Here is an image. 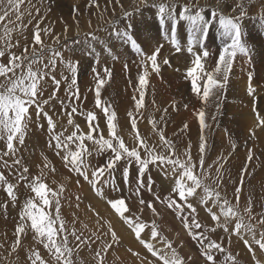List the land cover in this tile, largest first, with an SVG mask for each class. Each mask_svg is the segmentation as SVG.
Wrapping results in <instances>:
<instances>
[{
	"label": "snow or ice",
	"instance_id": "snow-or-ice-1",
	"mask_svg": "<svg viewBox=\"0 0 264 264\" xmlns=\"http://www.w3.org/2000/svg\"><path fill=\"white\" fill-rule=\"evenodd\" d=\"M23 3L24 0H0V22L7 20L9 24L14 23L10 19L11 16H15V21H22L24 18V13L21 11ZM96 6L99 7V4ZM247 6L257 7L252 4L251 0H239V2L237 0H214L212 4L203 5L199 0L195 2L189 0L184 4L178 3V0H152L151 4L149 0H140L139 4H136L133 0L131 11L124 9L121 4L122 15L107 23L111 26V36L123 40L139 56L138 66L142 70L138 75V82L132 97L136 112L145 108V97L149 91L151 74H159L161 71L159 54L162 45L157 46L150 54L143 50L141 43L131 32L134 15L139 14L146 7L154 9L162 34L165 38H170L177 53L182 50L177 35L179 25L181 22L187 25L186 51L190 54L191 60L190 66L184 71V79L190 82L191 91L202 100L205 106L210 98L213 99L216 110L219 112L238 55L251 60V48L243 38L245 25L242 21L249 14ZM178 8L179 12H177ZM259 9L260 26L264 28V0H260ZM36 11L38 13L39 9ZM206 12L208 16L205 15ZM29 15H31L30 12ZM213 25L216 26L222 46L215 61V67L208 71L206 60L211 53L205 44ZM14 31H16L14 27L4 26L3 34L0 35V57H5L7 54V62H0V78H2L0 79V141L4 143V148L0 149V165L4 169L11 170L9 176L15 174L14 183L4 171H0V187L4 188L9 198L0 202V211L7 217L9 204L12 208H16L19 200L18 185L21 181H26L25 188L30 190L31 194L25 198L18 212V222L14 226V240L10 245L11 252L15 253L21 248L22 237L27 236L29 229L33 232V240L43 246L55 264H82L79 259L81 246L87 248L98 241L102 247L93 249L95 264H105L107 252L114 244L120 243L110 223L107 230H104L100 214L93 209L91 204L87 207L89 211L95 212L98 231H93L87 236L78 231L77 218L74 214L71 226H69L61 213V201L66 199L63 195L66 189L63 184L56 185L55 181L51 184L48 182L44 170L49 169L54 173L56 169L46 156L39 174L31 178L29 168L21 164V159L17 156L18 147L25 143L29 126L36 125L44 129L46 124L49 135L48 147L54 148L55 154L61 157L64 167L70 173L75 174L76 184L80 185L81 180L87 183L93 194L105 200L132 231L135 239L148 254L142 258V264H195V262L188 254L182 255L176 242L163 235L156 219L147 222L139 215L132 213L128 206L129 201L123 195L112 199L106 197V189L119 192L115 176L118 165L121 166V181L123 183L134 181L135 193L140 205L139 211L143 212L144 207H147L155 217L160 215L156 203L163 204L170 209L181 221L189 237L198 244V251L204 264H240L239 253H234L232 250V236H236L243 243L252 258V264H264V259L257 256V251L264 254V212L253 216V201L250 195L245 197V207L241 209L240 201L245 188L243 175L233 185V199L229 200L226 195H222L224 189L221 187L222 170L226 158L218 156L205 167L208 147L207 137L203 133L208 124L204 108L197 112L201 134L196 145V160L192 156L191 142L185 145L183 158H181L176 143L166 136L163 125H166L167 108L163 110L165 115H161L159 120L153 118L150 121L151 130L158 137L155 143H150L141 134L136 115L129 111L127 115L134 132L132 145L129 146L119 132L115 109L110 103L101 99L102 89L111 80V70L105 66L103 68L105 76H101L96 67L92 68L96 80L95 106L105 118L107 129V136H105L100 128L96 111L85 112L80 110L75 103L80 100L79 61L74 63L69 61L67 64L71 80L67 90L69 102L65 103L57 96L61 80L52 75L57 60L64 61L63 53L55 47L45 49L42 39V32L50 33L51 30L41 29L37 22L31 49L25 45L19 55L11 51L20 46L19 40L13 43L12 33ZM88 35H91L93 41L98 39L94 33ZM59 39L60 37L57 36L56 42ZM37 46H39V51ZM197 46L199 51L196 50ZM45 50L50 53V57L47 63H42ZM89 51L95 55L93 49ZM108 51L111 54V49ZM112 58L118 59L115 55ZM169 63L167 59L163 60V64L168 65ZM94 64H99V56H96ZM124 67L127 69V64ZM48 77H51L55 88L47 98H43L44 83ZM63 79L67 81L69 78L63 77ZM252 81L253 74L249 72L247 85L249 95L256 92ZM53 102L60 105L61 115L67 116L68 124L74 125V130L68 135H65L64 131H57V120L54 118L55 103ZM184 107L187 108L188 105L185 104ZM76 115L86 117L87 132L82 131L79 124H75L73 117ZM215 118V116L212 117V119ZM257 119L260 125H264V117H261L259 113H257ZM41 120L45 123H40ZM187 127L188 125L185 124L184 129ZM86 141L91 143L92 150H89V144ZM158 148L161 150L158 151ZM93 152L96 155L106 154V159L104 163L89 171L87 159L93 156ZM248 160H252L251 152H249ZM134 165L136 166L135 176L132 174ZM152 168H156L169 178L167 194L163 197L160 193L153 192L155 180L151 175ZM213 168L215 169L214 175ZM246 171L247 169L242 170V172ZM142 190L153 192V199L145 201L140 195ZM197 196L199 204L204 206L211 221L214 222L213 226H206L197 219V207L190 202V198ZM80 200L81 197L76 195L75 207L77 209L80 207ZM261 207L264 208V204H261ZM257 225H259V230ZM218 230L225 235H219ZM105 238L110 239V242ZM157 243L162 247H157ZM128 251L134 257H140L139 252H134L131 248ZM149 255L151 260L148 259ZM26 259L28 264H50V260L41 254L39 248H29ZM17 260H19L18 256Z\"/></svg>",
	"mask_w": 264,
	"mask_h": 264
},
{
	"label": "rangeland",
	"instance_id": "rangeland-1",
	"mask_svg": "<svg viewBox=\"0 0 264 264\" xmlns=\"http://www.w3.org/2000/svg\"><path fill=\"white\" fill-rule=\"evenodd\" d=\"M72 1L74 3H72ZM194 1L195 0H192V2ZM139 2L140 0H135L136 4H139ZM151 2L152 0H149V4H151ZM253 2L256 3L255 5L257 7L249 8V13H253L255 9L259 8L260 0H253ZM96 4H99V7H97ZM121 4L124 6V9L131 11L133 7V0H119V2H117V0H95V3H93V0H24V3L21 6V11L24 13L23 20L15 21V16H11L10 19L14 21V23L9 24L7 20L4 22H0V35L3 34L4 26L14 27L16 29V31L12 33L13 43H15L16 40H19L20 46L13 48L11 51H14L19 55L25 45H27L29 49H31L34 28L37 22H39L41 29L49 28L51 30L50 33L42 32V39L44 41L45 49L49 47H55L62 51L64 56L63 62L57 60L56 68L52 73V75H55L56 79L61 80V86L59 91L57 92V96L61 100H64L65 103L69 102L67 90L68 83H70L71 80V73L67 67V64L69 61H72L73 63L75 61H79L78 86L80 91V100L75 101V103L78 105L80 110H83L85 112L96 111L100 128L104 131L105 136H107L105 118L103 117L102 112L96 109L95 106L94 89L96 80L94 78L95 74L93 73L92 68L96 67L97 71L100 72L101 76H105L103 68L107 66L112 72V77L111 80L102 89L101 99L110 103L112 108L115 109L117 113L119 132L121 135H123L125 142L129 144V146L132 145L134 132L130 127V118L127 115L128 112L132 111L136 115L138 120V127L141 131V134L145 136V138H147L150 143V140H153L155 143L158 140V137L152 132L150 121L154 117L159 120L161 115H165L163 110L167 108L166 125H163L165 132H167L168 134L166 136L171 138L173 142L176 143L178 154L181 155V158H183L182 154L184 152L185 145L191 142L193 147L192 150H196V152L192 151V156L193 159L196 160V145L198 143V139L201 132H199V134L193 137L192 139L189 138L185 143L181 140L180 135H178L177 132L174 131L173 126L168 124L169 122L173 123V121L180 116L181 113L179 109L185 104H187L188 107H193L194 109H196V106H198L199 110L201 108H204L206 114L213 112V110L216 111L217 114H214L216 118L213 119L214 125L212 129L210 131L209 129H204L203 133L207 137L208 151L205 160V167H207L208 164H211L213 162L210 159L212 158L214 153V160H216L218 156H221V150L217 149V147L219 146V140L217 136L220 133H223L225 138L239 141V143L241 142V138H239L237 130L234 131V129H237L239 127V129L243 131V128L240 126L239 122H236L235 120L241 115L242 111H235V113H233V116H231V112H228L230 111V109L226 107L223 102L230 95L228 94L229 89L233 88L230 79L228 87L226 89L227 97H224V100L221 101L219 112H217L216 107H213L215 106V102L211 98L208 101L207 106H205L202 100L191 91L190 82L186 81L183 75L185 69L190 66L191 60V56H185L188 53L186 51L187 46L184 45V43L186 42L185 39L187 38V25L184 22H181V24L179 25L177 33L178 39L179 41H182L184 43L180 42L181 48L183 49L181 50V52L177 53L170 42V38H165L162 34V31L158 24V19L155 10L150 7H146L142 10V12L134 15L132 20L131 32L134 37L141 43L143 50L148 54H150L151 51H153L157 46L162 45L159 54L161 71L159 74H151L150 86L148 91V94L149 92H151V95H146L145 97V108L142 109L140 112H136L132 97L133 90L135 89L138 82V75L142 70L138 66L139 56L134 53V51L130 49V46L126 44L123 40H118L114 36H111V26L107 23L108 21L113 20L116 17L122 15ZM36 9H39L38 13ZM179 10L180 9L178 8L177 12H179ZM29 12L31 13V15H29ZM256 14H248V16L245 17L246 19L244 18V20L242 21V24L245 25L243 38L245 39V41L248 42L249 47L252 49L250 53V61L252 62L250 63L251 65L248 72H258L259 74H261L262 71L259 66H261L262 68V64L264 63V54H256V56L254 55L255 53L264 51V48H262L264 47V28H261L260 26L261 21L258 17V14L260 16V13H258L257 16ZM205 15L208 16L209 14L206 12ZM29 20H31V23H29ZM121 28H123V24H121ZM89 33H94L98 39L93 41L91 35H88ZM57 36L60 37L58 42H56L55 40ZM221 46V39L217 34L216 26L213 25L209 33V38L205 44V47H207V49L211 53V55L206 60V69L208 71H211L215 67V61L218 58ZM90 49L94 50L95 55H93L89 51ZM108 49H111V54L109 53ZM198 49L199 47L197 46L196 50ZM253 49L257 51H254ZM37 50L39 51V46H37ZM113 55L117 56L118 59L114 60L112 58ZM96 56H99L98 65L94 64ZM49 57L50 53L45 50L43 54L42 63H47ZM241 57H243V55H238L236 59L237 62L234 63V66L240 61ZM164 59H167L170 63L168 65L163 64ZM0 62H7V54L5 57H0ZM125 64H127L128 66L127 69H125L124 67ZM177 69H179V71H177ZM63 77H68L69 79L66 81L63 79ZM245 79L246 78L240 80V83L238 82V84L241 85V82H246ZM256 79L257 78H253V80ZM129 81H131V83H129ZM54 88L55 86L52 83L51 77L46 78V82L44 83L43 98H47L49 94L54 90ZM164 88H166V90L168 91H165L168 95H166L165 92H161V90L164 91ZM234 90L236 92H239L237 89ZM256 92L257 93H253L251 95V100L254 101L253 104L250 105L253 106V109L255 110L253 111L252 109V112L256 113V115L258 112L261 116L264 113L262 109V107H264V92L262 93L261 91L257 90ZM155 93L157 94L153 95ZM239 93L241 94V97H243V94L241 92ZM162 96L164 98H161ZM165 96L172 98L171 100L173 101L176 100V103L177 101H179L177 103L178 105L175 104V102L172 103L171 101H169V98H166ZM244 97L245 99L250 98V95L247 91L245 92ZM125 101H127L129 106L125 107V105H123L124 108L122 109L120 105ZM238 101L242 102L243 100L240 98ZM150 106H153L154 109ZM223 106H225L227 112L222 108ZM183 109L185 110L184 107ZM50 114L53 113L50 112ZM54 118L57 120V131H64L65 135H68L71 133V131L74 130V125L68 124L67 116L61 115V107L58 103H55ZM73 119L75 124L80 125L82 131L87 132L88 128L86 117L76 115L73 117ZM40 123L45 122L41 120ZM237 125L238 127H236ZM253 126L255 125H252L251 128H253ZM146 127H148L150 132L146 133ZM46 129V124L44 129L36 125H30L28 129V135L25 139V143L22 146L18 147L17 156L21 159V164L29 168L30 178L31 176H34L33 170L36 171V175L39 174L40 168L43 167L44 157L46 156L48 158V161L51 162V165L54 166L56 169L54 173L51 172L49 169L44 170L48 182L51 184L52 181H55L56 185L63 184L65 186V189L67 187L74 188L76 186L77 189L75 190V195H79L81 197L80 207L77 209L75 207V199L69 198L66 194L68 191H70V189H66L63 194L66 199L61 201V213L66 222H68L69 226H71V221L73 220L74 214L77 218L76 227L78 231L83 232L86 236L90 235L93 231H98V226L96 224L97 217L95 215V212L89 211L87 207V205L89 204L92 205L95 211L99 212L100 220L101 223L104 225L105 231L107 230V226L109 223L111 224L112 229L114 225H123L124 223H122L123 221L120 219V217L114 212V210L110 208V206L106 203L105 200L97 198L93 194V192L89 189L87 183L81 180L80 185L76 184L75 174L70 173L68 169L64 167L61 157L55 154L56 150L54 148L48 147L49 135ZM213 134L215 135L213 136ZM210 135L213 139H209L211 138ZM261 138L262 137H259L261 141L258 139L257 142H255L258 145L262 144L263 150L258 152L259 154L256 153V148L251 147L253 151L255 150L251 154L254 155L256 153V161H258L259 158V164H262L264 162V142ZM86 143L89 144V150H92L93 146L91 145V143L87 141ZM241 143L243 144V142ZM213 146L217 147L214 149ZM3 148L4 143L3 141H0V149ZM159 150L161 149L158 148V151ZM217 152L218 154H216ZM244 153L245 149L242 150L240 158L244 157L245 159H247L248 157H246ZM61 155H63V153ZM105 159L106 154L96 155L95 152H93V156L87 159V163L89 164V171L93 170L99 164L104 163ZM229 162L230 161H226L224 164L225 167H227L228 165L229 167L222 170V172L224 171L223 182L225 183V185H223L222 182L221 187L224 189L222 195H226L229 200H232L233 185L239 181L241 175H243L244 173L241 171V169H239L238 166L230 165ZM9 163L11 164V160H9ZM248 163V159L245 160V162L240 163L241 165H243L242 169H246ZM255 163L257 164V162ZM120 167L121 166L118 165L117 171L115 173L116 183L119 188V192L106 189L105 194L108 199L119 198L120 195H123L124 197L127 196L128 198H130V183H123L121 181ZM0 171H4L5 175L9 176V171L11 170L4 169L2 165H0ZM135 171L136 166L134 165L132 168V174H135ZM246 172L247 174L245 173L243 175L245 188L241 196L240 206L241 209L245 207V196L247 197L250 195L253 201V216H257L260 212H264V208L261 207V204H264V181H262L260 178L261 176L259 175V168L255 169L254 167H252ZM252 172L254 173L252 174ZM154 174H157L159 178L157 181H155V184L153 186V192L160 193L163 197V195L167 194L166 190L169 186V178L165 177L163 173L158 171L156 168H152L151 175L155 176ZM12 176H9V179L15 183V174L13 173ZM256 180L258 181V184H251ZM24 183H26V181H21L18 185V190L21 193H17L19 196V200L16 208H12L11 204H9L7 217H5L4 213L0 211V264H15L16 261H19L17 262V264H28L26 259L27 255H20V251L24 250L23 253H27V250L30 248V246L26 242L25 244H23V241L28 240L30 243V241L32 240L34 243H37L35 240H33V234H30L29 236L31 238L22 237V246L20 249L17 250V252L13 253L10 249V245L14 240V226L18 222V212L23 201L28 196L26 193L29 192V190L25 188ZM159 184L163 189L164 193H162L157 188ZM252 186L255 187V191L251 188ZM153 192L146 191L147 197L150 198V200L153 199ZM8 199L9 198L7 197L4 188L0 187V202H3ZM153 202L156 203L155 201ZM190 202L197 207V219L206 226H213L214 222L211 221L210 216L206 212L204 206L199 204L198 196L190 198ZM134 205L135 207H133ZM128 206L131 212L139 215L141 219L147 222H150L152 220L142 216L141 212L139 211V208H137L140 207L138 198L132 197L131 202ZM156 207L157 211L160 213V215H162V219L166 218L172 226L177 225L179 228L184 229L181 221L165 205L156 203ZM143 211H145L147 214L152 213L151 210L147 207H144ZM68 216H70V219L68 218ZM86 217H88L89 219L85 220ZM90 222L92 224H90ZM158 223L162 224V231L168 229V226L163 224L162 220H159ZM85 225H87V227H84ZM125 227H127L126 224ZM257 227L259 230V225H257ZM27 233L29 234L30 230H27ZM218 234L221 236L225 235L220 230H218ZM163 235L168 236L169 234L165 232ZM213 238H215V235H213ZM92 246H95L96 248L102 247L99 241L96 244L90 245L87 248L81 246V251H83V253L79 252V259H82L83 262L90 261L92 264H95V253L94 251L89 250V248H92ZM37 248L40 249L41 254L45 256L46 259L50 260V264H55V261L47 255L46 250L43 248L42 245H39L37 243ZM192 249L196 250L194 247ZM232 250L234 253H239L238 259L240 261V264H252V258L250 254L247 252V249L245 248L243 243L236 236H232ZM108 252H110V250ZM102 255L105 254L102 253ZM17 256L19 257V260H17ZM197 256L199 259L203 260L199 251L197 252ZM257 256L261 259H264V254L260 253L259 251H257ZM106 262L107 259L105 256V264H107Z\"/></svg>",
	"mask_w": 264,
	"mask_h": 264
},
{
	"label": "bare ground",
	"instance_id": "bare-ground-1",
	"mask_svg": "<svg viewBox=\"0 0 264 264\" xmlns=\"http://www.w3.org/2000/svg\"><path fill=\"white\" fill-rule=\"evenodd\" d=\"M80 1V0H79ZM189 2L188 0H179L178 3H187ZM195 2V1H194ZM200 4H205V3H209V4H212L214 3V0H199ZM237 2H239V0H237ZM252 4H256L255 2H253V0H251ZM72 3H74L72 1ZM78 3V2H77ZM77 5V4H76ZM79 5V4H78ZM82 6V5H81ZM248 9L249 8H252L251 6H247ZM76 8V7H75ZM80 9V8H79ZM151 11V10H150ZM258 14L260 13V9L257 8L255 9V11L253 13H249V14ZM231 14V13H230ZM256 14V16H257ZM253 17V15H252ZM258 17H259V14H258ZM246 19V18H245ZM254 23V22H253ZM261 24V22H260ZM186 42H182L184 43L185 46H187V38L185 39ZM210 41V40H209ZM264 41V40H263ZM259 46V45H258ZM174 48V47H173ZM263 48V47H262ZM183 49V48H182ZM256 49V48H255ZM169 50V49H168ZM199 50V49H198ZM252 50V49H251ZM254 50V49H253ZM254 51H257V50H254ZM175 53V52H174ZM177 54V53H176ZM256 54H260V55H263L264 54V51H260L259 53H255L254 56H256ZM259 55V56H260ZM185 56H190L189 53H187ZM258 60V59H257ZM256 60V61H257ZM237 62V61H236ZM252 61L249 60L248 57H241L240 61L235 64L233 70H232V74L230 76V81L232 83V86L234 89H237L239 92H241L243 94V97H241V94L239 92H236L233 88H230L229 91H228V94H230L228 97H227V93L225 92L224 94V97H227L225 99L224 104L226 105V107H228L230 109V111H228L231 116H233V113H235V111H242L241 115L236 118V122L238 121L240 126L243 128V131H241L238 127V125L236 127H238L237 129H234L237 130L238 134H239V138H241V142H243V144L239 141H236V140H231L229 138H225L224 137V134L223 133H220L219 134V131H218V140H219V146L217 147V149L221 150V156L225 157L226 158V161H230L229 164L230 165H234V166H238L239 169H241V171L244 169H242L243 165H241L240 163H243L245 162V159L244 157H241V154H242V150L245 149V153L244 155H246V157H248L249 155V152H254L253 149L251 147H254L256 148V153L259 154L258 152H260L261 150H263L262 148V144L261 145H258L256 144L255 142H257V140L259 139V137H262V141L264 142V126L263 125H260L259 124V120L257 119V115L256 113H253L252 112V109H253V106H251L250 104H253V101L251 100V95H250V98L248 99H245L244 97V94L245 92L247 91V85H248V70L250 68V63ZM262 63V62H261ZM260 69L262 70L261 66H259ZM256 72V71H255ZM262 75V73H261ZM238 78V79H237ZM243 78H246V82L243 81L241 82L242 84L239 85L238 82L240 80H242ZM240 83V82H239ZM164 91L161 90V92H168L166 90V88L163 89ZM165 92V93H166ZM257 93V92H255ZM157 93L153 94V95H156ZM160 94V93H159ZM264 94V93H263ZM147 95H151V92H149V94ZM166 95H168L166 93ZM166 98H169L167 96H165ZM161 98H164L163 96ZM242 99L243 101L240 102L238 101L239 99ZM160 99V98H159ZM172 98H169V101H171L172 103L175 102L173 100H171ZM174 99V98H173ZM195 99V98H194ZM154 100H157V99H154ZM224 100V99H223ZM263 100V98H262ZM167 101V102H169ZM193 101V100H192ZM213 101V100H211ZM261 101V100H260ZM131 102V101H129ZM179 101H177L178 103ZM157 103V102H156ZM155 103V104H156ZM175 102V104H177ZM213 103V102H212ZM170 104V103H169ZM181 104V103H180ZM129 106V104L127 103V101L121 103V108L123 109L124 106ZM131 105V104H130ZM151 105V104H150ZM160 105V104H159ZM158 105V106H159ZM178 105V104H177ZM154 109L153 106H150ZM184 106H182L179 111H180V116L173 121V123L169 122L168 125H172L173 126V129L174 131L177 132L178 135H180L181 137V140L183 142L186 143V141L189 139V138H193L195 137L196 135L199 134L200 132V126H199V122H198V117H197V112L199 111L198 109V106H196V109H194L193 107H188L187 109L185 108V110L183 109ZM211 107V105H210ZM213 107H216V104L215 106ZM151 108V109H152ZM226 112V108L225 106L222 107ZM213 109V108H212ZM262 109H264V107H262ZM205 110V109H204ZM148 111V110H146ZM145 111V112H146ZM253 111H255L253 109ZM251 112V113H250ZM216 113V111L213 110V112H210L209 114H206V123L208 124V127L206 129H209V131L212 129L213 125H214V120L212 119V117L214 116V114ZM258 113V112H257ZM158 114V113H157ZM217 114V113H216ZM230 116V115H229ZM228 116V117H229ZM261 117H264V113L261 115ZM155 118V117H154ZM227 118V117H226ZM156 119V118H155ZM158 120V119H157ZM226 120V119H225ZM124 124V123H123ZM128 124V123H127ZM187 124L188 127L187 129H184V125ZM147 125V124H146ZM252 125H255L253 126V128H251ZM125 126V125H124ZM149 127V126H148ZM148 127H146V133L150 132V130L148 129ZM215 127V126H214ZM232 127V126H231ZM230 127V129H231ZM233 127H234V124H233ZM128 128V127H127ZM205 129V130H206ZM225 129V128H224ZM183 130V131H182ZM213 131V130H212ZM217 131V130H216ZM225 131V130H224ZM232 131V130H231ZM208 132V131H207ZM215 132V131H214ZM227 132V131H226ZM209 133V132H208ZM235 133V132H234ZM166 135L167 132H165ZM210 134V133H209ZM227 134V133H226ZM225 134V136H226ZM229 134V133H228ZM212 135V133H211ZM210 135V136H211ZM215 134H213L214 136ZM150 136H153V135H150ZM235 136V135H234ZM233 136V137H234ZM249 136V137H248ZM230 137V136H229ZM251 137V139H250ZM209 139H213L212 136L211 138ZM208 139V140H209ZM233 139V138H232ZM236 139V138H235ZM238 139V138H237ZM260 140V139H259ZM151 143H154L153 140H150ZM210 141V140H209ZM261 141V140H260ZM259 141V142H260ZM216 142V141H215ZM212 143V142H211ZM217 143V142H216ZM218 144V143H217ZM216 145V144H215ZM254 145V146H253ZM250 146V147H249ZM214 147V146H213ZM214 147V149L216 148ZM193 148V147H192ZM217 150V151H219ZM193 152H196V150H192ZM244 152V151H243ZM220 153V152H219ZM256 153L253 155L252 157V160L249 161V163L247 164V167L246 169L247 170H250L252 167H254L255 169L256 168H259V175L261 176V180L264 181V162L262 164H259V158H258V161L257 158H256ZM215 154V153H214ZM214 154L212 156V158L210 160L214 161ZM218 154V152L216 153ZM261 156V155H260ZM259 156V157H260ZM262 157V156H261ZM262 159V158H261ZM257 162V164L255 163ZM210 163V162H209ZM261 163V161H260ZM207 164V163H206ZM229 167V165L227 166ZM227 167H225L224 165V169H226ZM252 171V170H251ZM34 172V175H36V171L33 170ZM224 172V171H223ZM234 172V171H232ZM255 172V171H254ZM252 172V174L254 173ZM257 172V171H256ZM236 173V172H235ZM244 174L247 172H243ZM250 173V172H249ZM258 173V172H257ZM215 174V169L213 168V175ZM243 174V175H244ZM155 176H152L153 179L155 181L158 180L159 176L157 174H154ZM133 176H135V174H133ZM233 176V175H231ZM242 176V175H241ZM239 177V176H238ZM13 178V176H12ZM252 180V179H251ZM258 181H254L252 182L251 184H255L257 183ZM130 193H129V197L128 198L127 196H125L126 200L129 201V203L131 202V199L132 197H135L137 198V195L135 193V187L133 186V181H130ZM25 184V183H24ZM236 184V183H235ZM258 184V183H257ZM223 185H225V183L223 182ZM21 186V185H20ZM230 186V185H229ZM162 193L163 192V189L161 188L160 184L158 185L157 187ZM252 189H254L255 191V187L252 186L251 187ZM66 189H70V191H68L66 194L68 195L69 198L71 199H75V190L77 189L76 186L74 188H66ZM90 189V187H89ZM226 189V188H225ZM91 190V189H90ZM261 190V189H260ZM19 193H21L19 190H18ZM29 193V194H28ZM26 193L27 195H30V190L29 192ZM140 195L143 197V199L145 201H149L150 198L147 197V193L146 191H142L140 193ZM19 197V196H18ZM22 197V196H21ZM246 197V196H245ZM256 204H257V201H256ZM135 207V205L133 206ZM137 208H140V207H137ZM142 216H144L145 218H148V219H156L157 223L159 222V220H162V223L167 225L168 226V229L164 230L163 231V234L165 232H167L169 235L167 236L169 239L173 240L174 242H176V245L178 246V250L181 252V254H188L189 256H191L192 260L195 262V264H204V260H201L198 258L197 256V252H198V245L196 243V241L192 240L187 231L182 229V228H179L177 225H171L169 223V221L164 218L162 219V215H159V216H153V213H149L147 214L145 211L141 212ZM70 216H68L69 218ZM70 219V218H69ZM89 218L86 217L85 220H88ZM123 223V222H122ZM90 224H92L90 222ZM159 224V223H158ZM124 225V226H123ZM119 224V225H114L113 226V229L112 230H116V234L120 240V243H117V244H114L112 249L110 250V252H108L105 256H106V259H107V264H142V258L145 257L146 255H148L146 253V251L144 250V248L142 247V245L139 244V242L135 239L134 237V234L132 233V231L125 227V224ZM160 227H162V224H159ZM30 230V229H29ZM30 234H33V232L30 230V233L28 234L27 233V236L25 238H28L30 237L29 235ZM32 236V235H31ZM31 238V237H30ZM106 240H108V242H110V239L108 238H105ZM25 242L30 246V248H37V243H34L32 240L29 241L28 240H25L23 241V244H25ZM37 242V241H36ZM156 243V242H154ZM97 247V245H96ZM95 246H92V248H89V250H92L93 249H96ZM157 247H162L161 244L157 243ZM195 248L196 250H193L192 248ZM132 249V251L134 252H139L140 253V257H134L128 250L129 249ZM23 250V249H22ZM23 251H20V255H27V253H23ZM81 253H83V251H80ZM247 254V253H246ZM248 255V254H247ZM23 259V258H22ZM148 259L151 260V257L150 255L148 256ZM25 260V259H24ZM80 261L82 262V264H92L90 261H86V262H83L82 259H80ZM17 262L19 261H16L15 264H17ZM22 263V261H21ZM23 264V263H22Z\"/></svg>",
	"mask_w": 264,
	"mask_h": 264
},
{
	"label": "clouds",
	"instance_id": "clouds-1",
	"mask_svg": "<svg viewBox=\"0 0 264 264\" xmlns=\"http://www.w3.org/2000/svg\"><path fill=\"white\" fill-rule=\"evenodd\" d=\"M263 112H264V109H263Z\"/></svg>",
	"mask_w": 264,
	"mask_h": 264
}]
</instances>
